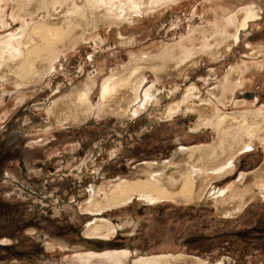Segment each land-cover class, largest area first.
<instances>
[{"label":"rangeland","instance_id":"rangeland-1","mask_svg":"<svg viewBox=\"0 0 264 264\" xmlns=\"http://www.w3.org/2000/svg\"><path fill=\"white\" fill-rule=\"evenodd\" d=\"M155 1L158 9H146L148 3H144L145 8L137 11L132 28L135 42L123 43L117 33L102 28L87 43L66 49L49 73L29 86L18 88L13 81L0 82V264H112L102 256L88 263L81 260L90 253L111 251L129 252L122 258L123 264L169 254L205 264H264V198H254L229 216L221 215L223 205L214 199L226 188H232L226 193L236 194L245 184L241 178L264 166L262 145L236 156L233 175L206 181L210 185L196 203H145L134 197L123 206L97 209L100 213L88 210L94 197L104 202L113 192V184L129 179L140 167L168 165L179 150L214 144L213 129H195L199 117L185 113L186 108L168 121L161 118L188 89L194 88L195 101H216L213 91L229 69L248 62L254 67L250 81L238 88L228 111L264 113V58L253 57V48L248 46L264 45V0ZM5 2H0V10L9 18L14 6ZM250 2L261 7L259 19L251 22L239 44L222 59L204 57L199 65L188 66L180 77L167 82H158L149 68L143 74L139 99L126 115L104 117L96 91L94 110L85 122L41 131L50 127L47 112L59 97L89 81L100 87L106 78L118 77L138 58L160 54L215 23L220 17L215 16L217 10ZM1 22L0 39L22 29L19 21H11L7 28ZM123 33L124 37L131 35ZM254 71H258L255 77ZM152 87L156 101L144 109L145 93ZM15 104L19 106L12 108ZM99 221L113 230L107 238L111 248L99 249L81 240L97 241L92 233Z\"/></svg>","mask_w":264,"mask_h":264},{"label":"bare ground","instance_id":"bare-ground-1","mask_svg":"<svg viewBox=\"0 0 264 264\" xmlns=\"http://www.w3.org/2000/svg\"><path fill=\"white\" fill-rule=\"evenodd\" d=\"M2 1L14 6L13 14L9 18L5 10H0L2 27L7 28L11 21H19L22 29L0 39V82L13 81L18 88L29 86L30 83L42 79L52 69L61 53L68 48L87 43L86 40L102 28L117 33L123 43L135 42V32L132 28L137 23V11L144 7L142 6L144 3L145 5L148 3L146 9L152 6L159 8L155 0H0ZM133 1L140 4L132 5ZM180 1L186 0H167L165 4L180 3ZM161 4L162 2L160 8ZM113 10L117 11L113 13ZM260 11L261 7L255 2L239 8L227 5L225 9L217 10L215 13L216 17L220 16L219 20L194 31L187 40L168 47L160 54H147L138 58L118 77L112 75L106 78L100 87L94 81L81 84L68 94L59 97L53 108L48 109L50 127L45 130L41 128V131L48 132L58 127L85 122L94 110L93 95L96 91L99 92L100 111L104 117L126 115L139 99L145 70L150 68L157 75L155 76L158 82H167L180 77L188 66L199 65L204 57H208L211 61L222 59L239 44L242 33L250 28L251 22L259 19ZM28 20L31 21L30 25L25 23ZM126 31L131 34L129 37H124L123 32ZM248 46L253 48L251 54L253 57L264 58V45L260 48ZM61 47L64 49L62 50ZM247 63L243 62L229 69L219 87L213 91L216 101L212 99L195 101L194 88H191L181 100L173 101L161 115V118L168 121L185 108V113L197 114L199 119L195 129L211 127L214 132V144L185 151L179 150L175 152L174 161L168 165L146 164L140 167L129 179H123L117 185L113 184V192L109 197H105L104 202L94 197L91 207L96 209L88 210L100 213L97 209L106 210L123 206L134 197L140 198L145 203L156 201L196 203L210 183L209 180L231 176L237 155L252 150L258 145L264 146V113L261 110L238 114L228 111L238 88L247 85L250 81L249 75L254 67ZM262 67L264 68L261 64V69L264 70ZM258 68L261 71L260 67ZM258 68L255 67V71ZM255 71L254 77L258 74V71ZM153 87L145 93L142 107L144 109L156 101L153 99ZM18 106L15 104L12 108ZM241 180L245 184L240 185L244 184L241 190H239L240 186L239 189L234 187V191L238 190L236 194L229 193L232 188H226L225 191L229 192L224 191L222 196L214 197L217 205L224 206L227 202H232L230 206L220 207L221 215L229 216L239 212L254 198H264V166L248 177L243 176ZM99 222L94 224L92 234L98 237L97 240H108L107 238L114 234L113 230L105 223ZM128 254V251L90 253L84 255L81 260L88 263L102 256L112 260V264H123L122 258H127ZM134 264L205 263L196 258L169 254L140 257Z\"/></svg>","mask_w":264,"mask_h":264},{"label":"water","instance_id":"water-1","mask_svg":"<svg viewBox=\"0 0 264 264\" xmlns=\"http://www.w3.org/2000/svg\"><path fill=\"white\" fill-rule=\"evenodd\" d=\"M81 240L86 245H94L96 248L102 249V248H111L113 244L111 242H108L107 240H97L96 242L92 241L89 238H81Z\"/></svg>","mask_w":264,"mask_h":264},{"label":"flooded vegetation","instance_id":"flooded-vegetation-1","mask_svg":"<svg viewBox=\"0 0 264 264\" xmlns=\"http://www.w3.org/2000/svg\"><path fill=\"white\" fill-rule=\"evenodd\" d=\"M245 152H247V151H245ZM245 152H244V153H245ZM236 159H237V158H236ZM236 159H235V160H236ZM235 160H234V162H233V169H232V170H233V172H232V174H231V175H233L234 171L236 170V165L234 164V163H235ZM234 165H235V166H234Z\"/></svg>","mask_w":264,"mask_h":264}]
</instances>
